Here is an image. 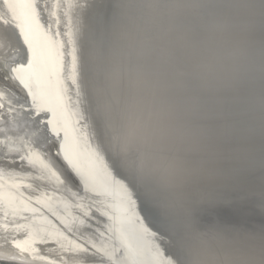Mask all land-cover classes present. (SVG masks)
<instances>
[{
	"label": "water",
	"instance_id": "1",
	"mask_svg": "<svg viewBox=\"0 0 264 264\" xmlns=\"http://www.w3.org/2000/svg\"><path fill=\"white\" fill-rule=\"evenodd\" d=\"M227 1L122 0L127 5L121 18L126 27L116 32L110 31L105 24L106 9L90 10L87 13L80 10L84 17L82 23L87 34L86 54L89 61L92 58L100 57L101 60L110 64L117 60L116 66L110 67L113 74L112 83L109 85L111 77L109 78V74H107L109 79L106 78L103 84L113 100L109 108V115L114 110L116 112V117L112 120L113 125L121 117L129 116L133 112L141 114L146 110L152 112L154 120L160 124L179 123L185 110L195 104L194 93L197 90L203 89L208 92L209 85L216 87L220 81L224 80L229 81L230 89L223 102L231 104V100L238 95L237 103L240 101L239 105L246 104L249 110L256 113L255 122H248L246 127V133L254 137L250 156L254 171L240 176V185L237 190L226 191L225 194L231 201L230 203L220 204L210 210L205 209L201 214L209 219H219L225 223L259 229L264 225V208L260 205L259 197L261 185L264 183V176L259 168V105L257 103L250 105L248 101L253 96H258L254 91H250L252 88L249 86L262 76L260 60L262 28L259 8L261 2L260 0L247 2L248 13L243 19V24L236 25L228 39L225 37L224 45H222L221 42H216L213 39V34L210 29L206 28V24L219 14L220 10L226 6ZM21 2L20 13L15 11L14 6V10L9 14L4 7L3 0H0V15H7L10 28L17 24L21 26L23 32L32 41L38 54V60H42V58L50 60V69L53 70V76L56 78V80L54 79L55 85L57 83L58 87L59 83H62L61 88L66 96L62 99L64 103L60 102L59 105L64 108V111L73 113L74 117L71 116L69 119L66 115L59 117L57 111L53 109L54 115L48 120V127L51 131L58 130L61 133L60 138L55 137L57 147L61 157L69 162V167L76 176L80 188L101 197L99 196V186L92 178L93 174L85 175V171L89 172L86 169L89 167L88 164L84 163V168H80L73 162V158L80 155L79 151H83L87 147L90 149V147L84 136L74 133L73 123L74 119L76 122L79 120V108L72 99L71 87L65 85L69 81L66 79V70L73 59V56L69 54L73 49L72 39L70 41L64 35L65 32L58 17L60 10L55 6L56 0H50L47 12L41 14L43 22H45L43 26L37 17L40 11L38 9L35 11L30 7L29 0H21ZM100 2L107 3L108 0H100ZM111 2L118 3L121 0H111ZM82 3L83 0L80 4ZM23 4L29 28H26L22 18ZM78 4L77 0H71L72 6L69 10L73 20L79 11L75 6ZM93 14H96L97 17L93 18ZM34 27H36L35 30H33ZM54 33H60V35H54ZM209 34L212 39H206ZM177 37L180 38L179 41H177ZM65 41H69L66 46ZM195 55L196 58L199 57L198 62L192 64L190 60ZM39 79L40 76L37 74L33 76L34 82H38ZM53 88L56 89L55 86ZM97 88L95 86L86 91L88 97L89 93L95 95V92L102 91ZM209 94L214 96L211 91ZM52 95L54 96V93ZM53 96L52 100L47 96L42 97L45 102L43 104L53 107ZM245 96H247L246 100L243 99ZM103 109L106 110V108ZM63 116L67 120L66 126L61 120ZM237 119L245 121L246 113H238ZM90 134L92 136L91 128ZM8 135L11 140L12 138L17 139L11 133ZM17 135L22 136L18 132ZM81 138H84V143H79L78 139L81 140ZM3 139L4 136L0 135V141ZM0 146L3 145L0 144ZM94 147L97 151L96 145ZM23 154L25 156L28 152L24 151ZM95 154L93 156L96 160L92 162L97 171L111 174L106 169L107 166L103 164L106 160L102 154L98 151ZM43 163L48 165L46 169L40 170L36 167V171L31 173L0 169V216L6 222L13 223L18 232L31 231L33 238L26 236L28 240L30 239L29 242L36 240L39 235L38 238L41 239H53L54 244H57L54 248L66 255H83V252L80 251L81 248L75 245L71 246V243H67L61 236L51 234L54 231L50 232L48 227L52 221L49 222L46 218L52 216L64 228L76 227L74 230L64 232L71 233V235L79 233L78 237H84L86 240L92 237L91 239L100 242L102 241L100 237L106 235H102L91 221L87 224L89 213L92 214L93 211H86L85 204L81 215L77 214L81 207L79 209L76 207L78 202L74 198L72 188L61 184L59 173L49 161L44 160ZM74 169L83 176V180L77 176ZM34 177H38V179L34 181ZM118 187L125 190L119 177ZM123 192L122 194L127 195L125 191ZM253 193H255L254 196ZM201 194H198V189H196L193 190L192 197L197 199ZM43 197L47 199V202H39L44 200ZM137 200L138 212L143 215L149 230L153 233L156 230L153 226L154 210L147 201ZM252 200L256 203L253 204ZM107 201L105 199V204H108ZM30 206H33L32 209ZM59 210L63 213L58 214ZM32 215L37 220L27 227L25 221ZM48 222L49 224L46 225L45 223ZM32 227L35 228L32 229ZM156 243L159 250L165 254L157 240ZM102 246L100 248H103ZM165 257L167 258L166 254ZM11 264L30 263L15 259Z\"/></svg>",
	"mask_w": 264,
	"mask_h": 264
},
{
	"label": "snow or ice",
	"instance_id": "2",
	"mask_svg": "<svg viewBox=\"0 0 264 264\" xmlns=\"http://www.w3.org/2000/svg\"><path fill=\"white\" fill-rule=\"evenodd\" d=\"M3 2L10 14L13 0ZM29 4L43 14L47 12L50 0H43V3L41 0H29ZM55 6L63 5L56 0ZM75 6L85 13L106 9L105 24L112 32L126 27L121 18L127 5L122 0L118 3L83 0L82 4ZM259 8L262 28L259 168L264 176V0H261ZM9 24L7 15H0V120L5 125L0 129V135L4 136L0 144L8 149L0 154V169L31 173L36 171L38 162L46 169L48 165L43 161L47 160L59 173L62 185L79 190L80 185L69 162L61 157L56 133L49 129L46 119H41L45 110L34 107L36 95L32 91L31 72L38 54L21 26L17 24L10 28ZM207 38L212 39L211 34ZM176 39L180 40L179 37ZM68 43L65 41V46ZM69 54L73 56L75 69L77 57L74 53ZM89 63L81 44L77 86L85 91L94 88L101 77H107L105 69L97 66L94 70ZM194 95L195 104L185 110L179 123L160 124L154 120L153 113L146 110L121 117L113 125V118L89 93V116L85 119H90V124L85 127L91 128V138L112 174L119 177L125 189L137 199L152 206L156 229L152 236L164 249L166 264H264V225L259 229H249L201 214L205 209L230 203L226 191L237 190L240 176L254 171L250 162L254 137L244 128L248 122H255L256 113L246 104L218 101L203 89ZM243 99L246 100L247 96ZM240 112L246 113L243 122L237 119ZM18 131L24 136H18ZM8 133L16 136L21 148L26 146L39 151L21 156V148L9 147L13 141ZM33 179L35 181L38 177ZM196 189L202 190V194L193 199L192 192ZM259 197L264 208V183ZM26 251V248H20V254ZM80 251L84 255L76 258V264H130L118 255L120 248L100 256H97L99 249L90 255L87 248ZM16 258L17 254L0 256V264H11Z\"/></svg>",
	"mask_w": 264,
	"mask_h": 264
},
{
	"label": "bare ground",
	"instance_id": "3",
	"mask_svg": "<svg viewBox=\"0 0 264 264\" xmlns=\"http://www.w3.org/2000/svg\"><path fill=\"white\" fill-rule=\"evenodd\" d=\"M63 1V0H62ZM61 1L62 7H59V14L58 17L61 20L63 31L67 33V38L72 43L71 46L73 47L72 53H74L77 57V66L75 69H73L72 61L69 63L68 68L66 70V79L69 80L66 82L67 85L71 87V96L72 99L75 101L79 108V120L74 119L73 128L74 133H79V135L84 136L85 139L88 140V145L90 149L87 147L83 151H79L80 155H76L73 158L74 164L79 166L80 168H84V163H87L86 165L89 166L86 168L89 170V172L85 171V175L88 176V174H93L92 178L95 180L99 186L100 189V195L101 197H98L97 194L84 191L83 188H79L77 190L75 187H71L73 194L75 195L74 198H76L77 202L76 207L79 209L77 211L78 215H81L82 211H84V204L87 206L86 211H93L92 214L89 213V218L87 219V224L94 223L96 229L99 230V232L103 235L100 237L102 241L98 242L94 239H84V237L79 238L77 234L76 235L71 233H65L66 230H74L76 227H69L64 228L63 225L58 223L53 217L46 218L51 225L48 227L50 229V232L54 231L51 234L61 236L63 240H65L67 243H71V246H77L79 248H87L88 254L90 255L92 252H94L96 249H99L100 251L97 253V256H100L104 253H111L114 248H120V252L118 255L126 258L130 264H166L167 258L165 257V254L163 251L159 250V247L156 245V240L153 238L151 231L148 228V223L143 218V215L138 212V200L134 194H131L130 190H123L122 188L118 187V177L114 176L111 172V169L108 167L107 162H103L107 167L106 169L111 174H107V172H99L95 168L92 161H95V157L93 155H96L97 152L95 149V145L93 139L91 138L90 134V128L85 127V125L90 124V119H85V117L89 116L88 107H89V99L88 94L85 90H82L78 88V82L80 77L79 72V56H80V50H81V44L84 45L85 51H86V39L87 34L84 30V24L82 17V11L78 7V14L75 16V19L73 20L71 18V12L69 10L71 5V0H65L64 2ZM249 0H228L225 4L226 6L220 10L219 14L214 16L210 23L206 24V28L211 30V33L213 34V39L216 42H221L222 45H224V39L225 37L228 39L230 32L233 31L234 27L236 25L240 26L243 24V19L246 17L248 10L247 7H239V5H246ZM15 11L19 12L21 11L22 2L21 0H13ZM81 0H77V4H80ZM261 2V0H260ZM41 3H43V0H41ZM249 4V3H248ZM14 10V9H13ZM36 11V10H35ZM15 12V13H16ZM14 13V12H13ZM38 20L41 22V25L45 24L42 19L41 13L37 14ZM97 15L93 14V18H96ZM22 18L24 21V25L26 28L28 26V19H26L25 16V10H24V4H23V12H22ZM247 24V23H246ZM96 27V26H95ZM36 27L33 28L35 30ZM207 39V37H206ZM231 42V41H230ZM232 44V42H231ZM94 56V55H93ZM200 56V55H199ZM199 57L196 58V55L191 57L192 64H195L198 62ZM73 60V59H72ZM116 61H112L110 64L107 62H104L100 59V57H97V59L92 58L89 62V66L96 69L97 66L102 67L105 69L106 73L109 74V78L111 77V80L109 81V85L112 83L113 74L110 71V67L116 66ZM51 68L50 60H45L42 58V60H38L36 64L34 65L32 72H31V83H32V91L36 95V101L34 104V107L36 110L44 109L45 114L42 115L41 119H46L47 121L52 118V115H54V111H57V115L60 117L61 115H66V117L69 119L71 116L74 117L73 113H70V111H64V108L61 107L60 102H63V98L66 97L64 94V90L61 88L62 83L58 85L57 83L55 85L56 78H54V72ZM37 74L40 76V79L38 82H34L33 76ZM262 75V74H261ZM75 77V80L73 79ZM109 79L108 77H106ZM104 77H101L100 81L96 83V88L98 90L101 89L102 91L95 92V97L97 100V103L100 105L101 109L106 108L107 112L109 113V108L111 106V103H113L112 97L109 94L108 90L106 89V86L103 85L105 79ZM257 79V78H255ZM41 80V81H40ZM44 81V82H43ZM59 82V81H58ZM226 80L220 81L217 86H208L209 90L212 92L214 97L218 100L223 102L226 99V94L229 91V81ZM255 82V83H254ZM250 88H252L250 91H254V93H257L258 96H253L252 99L248 101L250 105H254L257 103L259 105V94L261 90V82H262V76L255 80ZM252 83V82H251ZM108 85V86H109ZM53 86L56 87L53 88ZM244 91V90H243ZM54 93V96L52 93ZM39 93V94H38ZM79 93V94H77ZM64 95V96H63ZM48 97L50 100H52L53 96V107L49 104L45 106L43 103L42 97ZM237 97L238 95L231 100V104L233 105H239L237 103ZM66 99V98H65ZM55 102V103H54ZM103 107V108H102ZM259 107V106H258ZM259 110V108H258ZM6 111V109H5ZM112 118L116 117L115 110L110 115ZM238 116V115H237ZM64 117V116H63ZM61 117V120H63V124L67 125V120L64 117ZM20 123H23V120L20 121ZM5 127L2 120H0V129H3ZM59 129V128H58ZM77 131H76V130ZM244 131L247 132V128H244ZM56 133V138L61 137V133L58 130H54ZM18 133L22 134L20 137L24 136V133L21 131H18ZM84 138L78 139L79 143H84ZM13 143L9 145V147L13 148H21L20 143L16 142V139L12 138ZM8 149L6 147L0 146V154L3 152H6ZM94 150V151H93ZM33 152V151H39L38 149H28L26 146L24 148H21L20 155L23 156V152ZM79 157V158H78ZM19 159V157H17ZM98 162V161H97ZM83 166V167H82ZM36 167L40 170H44V168L41 167V163L38 162ZM77 176L83 180V176L80 175V173L74 169ZM127 193V195L122 194ZM202 191L198 189V194H201ZM44 200H40L39 202H47V199L43 197ZM104 199V200H103ZM105 199L108 204H105ZM81 202V203H80ZM253 204L256 202L252 200ZM33 206H30V209H32ZM210 210V209H207ZM58 214H62L63 212L59 210L57 212ZM92 217V218H91ZM7 219V218H6ZM61 219V217H59ZM81 219V218H78ZM92 219V220H91ZM94 219V220H93ZM34 215L30 216L26 221L25 224L27 227L32 224V222L36 221ZM45 223L46 225L49 224ZM91 223V224H92ZM42 225V224H39ZM44 225V224H43ZM99 228H98V227ZM35 227H32V229ZM39 229V228H38ZM37 230V228H36ZM31 231H22L18 232L17 227L11 223L6 222L5 219H3L0 216V256L8 255L11 256L13 254H17L16 259H20L26 263H46V264H76V258L81 257L84 255H76V256H70L66 255L63 252L59 251V249H55L54 247L57 244H54V240H46L45 238L41 239L39 235L37 236L36 240H32L29 242L28 238L31 237ZM28 238H27V237ZM53 237V236H52ZM55 238V237H54ZM58 239V238H56ZM39 240V241H38ZM34 242V243H31ZM20 245V247H16V245ZM103 245V248H100V246ZM20 248H26L27 251L23 254H20ZM34 249V250H33ZM42 257H45L42 259ZM82 264V262H81Z\"/></svg>",
	"mask_w": 264,
	"mask_h": 264
}]
</instances>
